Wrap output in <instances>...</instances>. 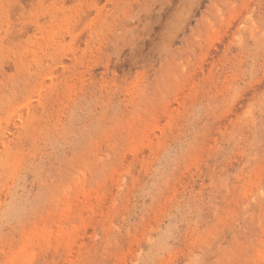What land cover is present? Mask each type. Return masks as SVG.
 I'll return each mask as SVG.
<instances>
[{
	"label": "rangeland",
	"instance_id": "obj_1",
	"mask_svg": "<svg viewBox=\"0 0 264 264\" xmlns=\"http://www.w3.org/2000/svg\"><path fill=\"white\" fill-rule=\"evenodd\" d=\"M0 264H264V0H0Z\"/></svg>",
	"mask_w": 264,
	"mask_h": 264
}]
</instances>
